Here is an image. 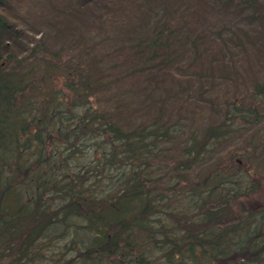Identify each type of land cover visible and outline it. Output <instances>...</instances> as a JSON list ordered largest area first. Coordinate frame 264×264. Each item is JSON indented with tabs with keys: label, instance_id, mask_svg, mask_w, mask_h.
<instances>
[{
	"label": "trees",
	"instance_id": "16d2710c",
	"mask_svg": "<svg viewBox=\"0 0 264 264\" xmlns=\"http://www.w3.org/2000/svg\"><path fill=\"white\" fill-rule=\"evenodd\" d=\"M22 2L0 0V264H264L221 150L264 167V0H78L96 38L67 1L44 20L74 34L57 49L30 45Z\"/></svg>",
	"mask_w": 264,
	"mask_h": 264
},
{
	"label": "rangeland",
	"instance_id": "374dc122",
	"mask_svg": "<svg viewBox=\"0 0 264 264\" xmlns=\"http://www.w3.org/2000/svg\"><path fill=\"white\" fill-rule=\"evenodd\" d=\"M74 3L75 6L78 3V0H23L21 4V10L23 13V22L25 26H28L30 29H35L36 32L30 31L27 28V36L30 40V45L35 43L36 41H39L38 39L41 38V40H47L50 41L49 47L50 48H60L64 47V45L69 39L70 36L73 38V35L71 32L68 33L66 31H62L60 33L63 34L61 36L60 34L57 35V37H53L50 34L56 33L55 29L50 28V31L47 30L46 25H44V20L46 19V16H50L53 13H56L58 10V6L61 4H64L66 2ZM104 1V0H101ZM116 2V1H115ZM94 3H90V8L85 6H76V11L72 14V17L76 18L77 21V28H74L76 35H83L84 32L87 33V36L89 33L92 35L93 38L96 37H104L106 34L104 31L101 30L95 31L97 32V35L92 34L93 26L92 18H93V11L100 12V7L93 5ZM20 9V8H19ZM139 9L136 10L135 7L130 8V5H125L124 8L120 10L119 19L121 21H124L129 24V22L136 21V14ZM210 19L213 23L218 22V26L221 23L228 22L230 23L232 20V14L228 11H222L219 13L218 8L213 10V12L210 14ZM41 20H43L41 22ZM97 20V19H96ZM94 18V21H96ZM41 22V23H40ZM31 24H34V28L30 27ZM90 26L89 29H86L87 26ZM23 26V24H21ZM45 26V27H44ZM24 27V26H23ZM86 30V31H85ZM80 32V33H79ZM27 38V39H28ZM89 39L92 40L91 36H89ZM106 38H104L105 40ZM99 40V39H97ZM84 41V40H83ZM100 50H103V47H99ZM105 49V48H104ZM127 82H133V81H127ZM141 86V85H140ZM247 102L248 99H247ZM248 106V105H247ZM219 122L220 117L217 119ZM251 138L252 136L249 134L246 138ZM242 140V139H241ZM219 148V147H218ZM250 148L245 146L241 148L239 146V140L236 138L235 140L230 137L225 141L222 146V164H225L224 160H227L230 157L229 163L232 165H236V169H238L240 172H243L246 175L247 181L244 184L243 193L238 194L235 198L237 199L234 204L232 205L233 210L235 212V219L240 220L242 216V209L245 208L246 211H250L253 213H260L264 212V167L258 168V171H255L254 161L252 158L246 157V152ZM84 153L87 152L85 146H83ZM86 151V152H85ZM224 157V158H223ZM243 201V205L240 206L239 201ZM259 222V221H258ZM261 225L259 226L261 228V232H264V219L262 218L259 222ZM62 250V246L60 241H55L51 244L50 249L47 248V251L49 253L56 254L57 252ZM55 258H59L58 255H54ZM55 264L56 262L47 261L46 264Z\"/></svg>",
	"mask_w": 264,
	"mask_h": 264
}]
</instances>
